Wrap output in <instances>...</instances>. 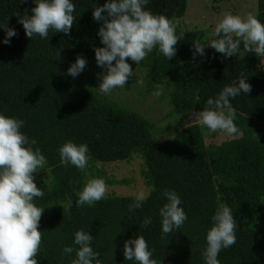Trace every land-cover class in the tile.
Masks as SVG:
<instances>
[{
    "label": "trees",
    "instance_id": "1",
    "mask_svg": "<svg viewBox=\"0 0 264 264\" xmlns=\"http://www.w3.org/2000/svg\"><path fill=\"white\" fill-rule=\"evenodd\" d=\"M72 2L76 20L70 34L50 30L44 39L26 37L17 22V13L22 16L27 10L32 15L33 0H0V24L7 23L17 33L4 44L6 32L0 28V114L24 121L21 131L30 141L35 139L33 148L47 161L34 174L44 192L34 200L44 208L37 264H71L75 251L67 254L63 249L79 247L74 233L80 229L93 236L91 247L100 253L102 264H136L125 260L123 245L137 235L144 236L160 264H205L206 234L221 204L230 207L237 228L236 243L218 255L220 264H264V57H224L207 46L215 38L209 30L176 31L182 39L174 57L169 60L158 48L147 57L151 74L166 83L175 113L202 111L209 98L215 99L225 86H238L241 78L252 91L230 98L240 134L207 143V127L195 123L157 141L153 123L143 114L68 74L77 56L96 60L94 49L103 47L97 34L101 22L92 13L107 0ZM188 2L149 0L146 9L182 19ZM257 9L264 23V0H257ZM196 40L207 46L203 56H194ZM69 140L88 146V164L127 160L140 153L151 188L147 200L131 211L134 195L109 194L94 206H77L76 191L82 190L88 168L81 171L61 163L58 149ZM43 172L48 180L37 179ZM165 189L178 194L187 215L184 225L166 236L159 215L167 202ZM145 218H151V224L144 226Z\"/></svg>",
    "mask_w": 264,
    "mask_h": 264
},
{
    "label": "clouds",
    "instance_id": "2",
    "mask_svg": "<svg viewBox=\"0 0 264 264\" xmlns=\"http://www.w3.org/2000/svg\"><path fill=\"white\" fill-rule=\"evenodd\" d=\"M33 3L32 15L29 16L27 10L22 16L17 13V22L22 24L26 37L38 35L47 39L50 30L70 34L76 20L72 0H33ZM148 4L149 0H107L103 6L94 8L92 17L101 22L97 34L103 45L94 49L95 59L99 67L106 69L105 73L98 74L102 81L98 89L102 94L123 88L133 76L128 59L138 65L156 48L169 60L175 56L176 45L182 39L176 34L180 19L153 14L146 9ZM0 28L6 32L4 44L9 43L8 38L17 35L7 23L0 24ZM213 36L215 38L207 46L224 57L238 54L243 59L246 53L264 57V23L254 13L241 16L230 11L223 12ZM193 44L194 56L195 53L203 56L207 46L200 40ZM86 64L85 58L77 56L67 72L76 77ZM241 91H252V86L244 78L239 80L238 86H225L215 99L209 98L207 106L195 114V119L212 132L220 131L232 136L240 134L234 123L236 110L230 98L237 97ZM23 125V120L0 114V264H37L36 257L43 238L39 223L44 208L38 207L34 200L43 197L44 192L37 187L34 174L43 169L47 161L39 148H33L35 139L30 141L21 131ZM58 151L63 165L72 164L81 171L87 168L89 148L86 144L77 145L69 140ZM107 191L103 178L86 179L82 190L76 191V204L94 206L105 198ZM148 195L149 192L139 190L129 210L140 208ZM163 196L167 202L160 208L159 215L162 234L166 236L181 228L187 215L174 190L165 189ZM67 206H72L71 196L67 197ZM212 221L202 255L205 264H220V251L236 243L237 223L232 210L225 204L217 208ZM151 222V218H145L143 224L147 226ZM92 240L93 236L84 229L74 233V243L79 247L75 250L72 247L63 249L67 254L75 251L76 258L71 264H102L98 258L100 253L91 247ZM152 255L143 235L124 242L125 260L135 261L136 264H160Z\"/></svg>",
    "mask_w": 264,
    "mask_h": 264
},
{
    "label": "rangeland",
    "instance_id": "3",
    "mask_svg": "<svg viewBox=\"0 0 264 264\" xmlns=\"http://www.w3.org/2000/svg\"><path fill=\"white\" fill-rule=\"evenodd\" d=\"M226 11L241 16L251 12L257 16V0H189L187 11L180 19L181 23L176 31L203 28L213 33L221 14ZM147 57L138 65L128 59L127 62L133 69V76L123 88L113 89L110 93L103 95L148 118L154 125L153 133L157 141H165L189 125L201 124L195 119L196 113L188 115L174 112L169 89L163 80L151 74ZM86 61L85 69L76 78L85 80L93 89L99 91L98 87L102 81L98 78V74L105 73L106 69L99 67L94 59ZM231 137L232 135L224 132H212L208 128L206 130L207 143H220ZM87 168L86 179L98 178L97 173L102 176L108 188L106 195L135 196L139 190L146 192L151 190L143 174L144 159L138 152L132 154L127 160L100 161L95 164L90 162ZM39 178L48 180L44 172L37 177Z\"/></svg>",
    "mask_w": 264,
    "mask_h": 264
}]
</instances>
